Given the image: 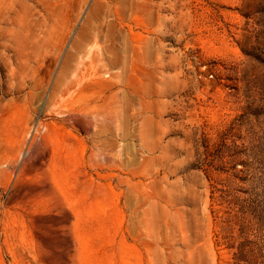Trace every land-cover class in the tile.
Instances as JSON below:
<instances>
[{"label": "rangeland", "instance_id": "374dc122", "mask_svg": "<svg viewBox=\"0 0 264 264\" xmlns=\"http://www.w3.org/2000/svg\"><path fill=\"white\" fill-rule=\"evenodd\" d=\"M256 238L264 0H0V264H235Z\"/></svg>", "mask_w": 264, "mask_h": 264}, {"label": "trees", "instance_id": "16d2710c", "mask_svg": "<svg viewBox=\"0 0 264 264\" xmlns=\"http://www.w3.org/2000/svg\"><path fill=\"white\" fill-rule=\"evenodd\" d=\"M231 131V129L227 130V132L222 137V143L225 139H227L226 137L229 136ZM241 166L242 168L237 170V165L233 164L227 172H230V176H232L234 179H238L243 182L245 180L244 177L248 174L249 170L248 166ZM255 240H257L258 243L254 242L253 245H251V243L244 242L238 246V251L235 255V264H260L258 259L264 257V255H262V253H264V244H262L259 238H256Z\"/></svg>", "mask_w": 264, "mask_h": 264}]
</instances>
